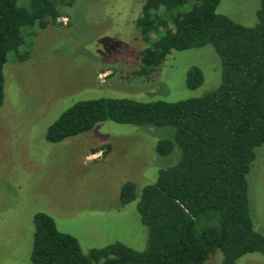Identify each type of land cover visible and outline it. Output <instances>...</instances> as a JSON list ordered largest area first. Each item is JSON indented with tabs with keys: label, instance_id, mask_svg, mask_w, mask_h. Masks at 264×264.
<instances>
[{
	"label": "rangeland",
	"instance_id": "obj_1",
	"mask_svg": "<svg viewBox=\"0 0 264 264\" xmlns=\"http://www.w3.org/2000/svg\"><path fill=\"white\" fill-rule=\"evenodd\" d=\"M144 0H74L64 6L58 24L35 28L30 57L4 64V98L0 107V264H32L34 214H50L58 230L77 238L82 252L116 241L135 250L147 245V228L136 201L121 204L120 187L134 181L137 193L175 164L181 148L161 155L156 144L174 139L172 126L111 120L58 142L46 140L50 124L75 101L127 97L141 101H175L201 96L221 81L220 58L211 44L172 49L144 78L139 51L145 46L137 20ZM260 0H220L216 12L254 25ZM20 46V49H23ZM197 66L203 81L186 84ZM109 146V147H107ZM247 174L254 228L264 234V144ZM216 250L203 264H221ZM235 264H264V256L247 253Z\"/></svg>",
	"mask_w": 264,
	"mask_h": 264
},
{
	"label": "trees",
	"instance_id": "obj_2",
	"mask_svg": "<svg viewBox=\"0 0 264 264\" xmlns=\"http://www.w3.org/2000/svg\"><path fill=\"white\" fill-rule=\"evenodd\" d=\"M74 0H0V107L4 64L30 57L35 28L58 24ZM220 0H144L137 24L145 46L137 76H148L172 49L211 44L221 62V81L213 90L175 101L98 97L75 101L53 121L46 140L58 142L88 131L100 121L172 126L174 139H162L165 155L174 143L179 160L159 170L137 193L127 180L121 204L137 198L146 226L143 250L116 241L82 252L73 235L57 229L44 211L34 214L32 264H203L216 250L221 264H235L247 253L264 256V234L254 228L247 174L264 144V0L248 26L216 12ZM20 49V46H23ZM203 81L197 66L186 76L189 88ZM109 147V146H107Z\"/></svg>",
	"mask_w": 264,
	"mask_h": 264
}]
</instances>
